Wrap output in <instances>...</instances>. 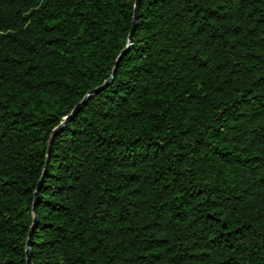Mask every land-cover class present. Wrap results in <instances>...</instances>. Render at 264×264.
Masks as SVG:
<instances>
[{
    "label": "trees",
    "instance_id": "trees-1",
    "mask_svg": "<svg viewBox=\"0 0 264 264\" xmlns=\"http://www.w3.org/2000/svg\"><path fill=\"white\" fill-rule=\"evenodd\" d=\"M134 7L0 0V264H264V0Z\"/></svg>",
    "mask_w": 264,
    "mask_h": 264
},
{
    "label": "water",
    "instance_id": "water-1",
    "mask_svg": "<svg viewBox=\"0 0 264 264\" xmlns=\"http://www.w3.org/2000/svg\"><path fill=\"white\" fill-rule=\"evenodd\" d=\"M138 3H139V0H135V7H134V21H133V26H132V28H131V31H130V33H129V37H128V45H127V47L120 53V55L118 56V58H117V61H116V66H117V64H118V62L130 51V49H131V44H132V36H133V31H134V24H135V21H136V14H137V11H138ZM116 66H115V68H116ZM115 68L113 69V71H112V75H111V77L109 78V80H107L106 82H105V84H103L101 87H99V88H97V89H95V90H93V91H91V92H89V93H87L86 94V96L84 97V99L79 103V104H77L75 107H74V109H73V111L71 112V114L69 115V116H67L65 119H64V123L63 124H65V123H67L70 119H71V117H73L78 111H79V109H80V107L86 102V100L90 97V95L92 94V93H95V92H97V91H99V90H101V89H103L105 86H107L110 82H111V80L113 79V77H114V75H115ZM62 124V125H63ZM61 125V126H62ZM60 126V127H61ZM48 154H49V150H48ZM47 161H48V158H47ZM40 185H41V181H39V183H38V186H37V190H36V192H35V194H34V197L36 198L37 197V194H38V190H39V188H40ZM35 209V208H34ZM34 212H35V210H34ZM35 222H36V218H34V220H33V223L35 224ZM33 228V227H32ZM30 235V234H29ZM26 263L27 264H32L31 263V256H30V242H29V240L27 241V250H26Z\"/></svg>",
    "mask_w": 264,
    "mask_h": 264
}]
</instances>
